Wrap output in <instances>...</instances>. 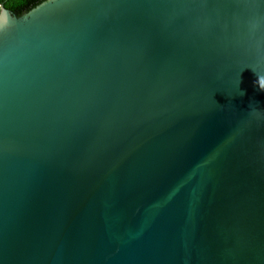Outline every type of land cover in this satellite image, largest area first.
Wrapping results in <instances>:
<instances>
[{
	"label": "water",
	"instance_id": "obj_1",
	"mask_svg": "<svg viewBox=\"0 0 264 264\" xmlns=\"http://www.w3.org/2000/svg\"><path fill=\"white\" fill-rule=\"evenodd\" d=\"M258 75L264 0L0 5V264H264Z\"/></svg>",
	"mask_w": 264,
	"mask_h": 264
},
{
	"label": "trees",
	"instance_id": "obj_2",
	"mask_svg": "<svg viewBox=\"0 0 264 264\" xmlns=\"http://www.w3.org/2000/svg\"><path fill=\"white\" fill-rule=\"evenodd\" d=\"M44 0H0V5L20 16Z\"/></svg>",
	"mask_w": 264,
	"mask_h": 264
},
{
	"label": "clouds",
	"instance_id": "obj_3",
	"mask_svg": "<svg viewBox=\"0 0 264 264\" xmlns=\"http://www.w3.org/2000/svg\"><path fill=\"white\" fill-rule=\"evenodd\" d=\"M256 84L260 87V89H261L262 91H264V78H262V77H260V76L258 75V79H257V81H256ZM240 94L243 95L242 92H241Z\"/></svg>",
	"mask_w": 264,
	"mask_h": 264
}]
</instances>
